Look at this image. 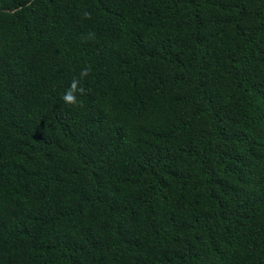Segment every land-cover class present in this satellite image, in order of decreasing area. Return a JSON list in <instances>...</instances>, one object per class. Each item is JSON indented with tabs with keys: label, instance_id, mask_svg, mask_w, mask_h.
Segmentation results:
<instances>
[{
	"label": "trees",
	"instance_id": "obj_1",
	"mask_svg": "<svg viewBox=\"0 0 264 264\" xmlns=\"http://www.w3.org/2000/svg\"><path fill=\"white\" fill-rule=\"evenodd\" d=\"M0 264H264V0H0Z\"/></svg>",
	"mask_w": 264,
	"mask_h": 264
},
{
	"label": "clouds",
	"instance_id": "obj_2",
	"mask_svg": "<svg viewBox=\"0 0 264 264\" xmlns=\"http://www.w3.org/2000/svg\"><path fill=\"white\" fill-rule=\"evenodd\" d=\"M64 99H65L66 101H72L74 98H73L71 95H66V96L64 97Z\"/></svg>",
	"mask_w": 264,
	"mask_h": 264
}]
</instances>
